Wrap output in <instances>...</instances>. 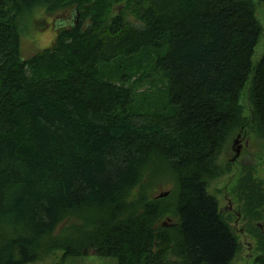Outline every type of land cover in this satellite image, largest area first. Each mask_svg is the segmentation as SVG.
<instances>
[{
    "label": "trees",
    "instance_id": "trees-1",
    "mask_svg": "<svg viewBox=\"0 0 264 264\" xmlns=\"http://www.w3.org/2000/svg\"><path fill=\"white\" fill-rule=\"evenodd\" d=\"M70 7L53 46L24 58L25 11ZM262 32L255 0H0V264L90 249L118 264H230L240 239L209 183L236 131L264 147ZM136 74L157 91L142 104ZM159 163L175 203L129 200ZM253 172L245 217L264 213ZM167 212L176 224L155 227Z\"/></svg>",
    "mask_w": 264,
    "mask_h": 264
},
{
    "label": "rangeland",
    "instance_id": "rangeland-1",
    "mask_svg": "<svg viewBox=\"0 0 264 264\" xmlns=\"http://www.w3.org/2000/svg\"><path fill=\"white\" fill-rule=\"evenodd\" d=\"M255 1L256 15L263 27L260 41L255 49V58L257 59L264 52V4L258 0ZM74 18L72 7L52 13L41 8L25 11L20 18L22 56L28 58L53 46L57 35V29L64 23H70ZM128 18L131 22L136 21L130 15ZM79 19L80 15L77 17L76 22H79ZM121 62L122 60L114 64L113 68L119 67ZM122 63L125 65V62ZM105 75L108 76L111 74L105 73ZM131 83L134 84L137 93L141 96L139 99L141 104L144 101L143 98L146 96V100H149L151 96L153 98L155 97L154 94L157 92L155 86H151L148 82L144 81L142 76L136 74L132 78ZM163 96L164 93H159L158 91V95L156 96L159 99L157 101L158 103L163 102ZM246 113L250 114L249 111ZM236 139H238L237 142L235 141ZM237 148H240L241 155L239 160L236 161L233 160V157L236 155ZM219 163L223 167V171L218 176L211 179L209 190L218 198L223 215L231 221L241 243L236 257L230 264H261L257 259L264 258V213L257 216L247 215L245 217L243 211L244 201L242 192L239 188L241 186V176L243 175L244 169L249 168V166L254 169L253 177L264 182V147H262L261 141L251 133L250 127L246 129L241 128L233 135L228 149L221 154ZM142 173V182L131 191L129 200L137 201L142 198L151 200L154 198L166 197L167 204L173 205L175 203L176 180L162 163L150 165L148 168H144ZM164 191H168V195L160 197L159 194ZM238 208L242 209V216H238L236 212ZM232 209L236 211L233 212ZM176 220L177 218L174 213L167 212L163 217L158 219L155 223V227L163 226L164 222H166L167 225L163 227H168L173 225ZM79 222L81 223L77 218L69 219L58 226L55 234L68 237L72 232V223L76 224ZM257 227H259L262 232L261 236L255 235L254 230L258 231ZM62 255V250L47 251L37 260L28 264H48L61 260L63 261ZM64 264H118V260L116 257L98 255L95 253V249H90V253L68 256L64 259Z\"/></svg>",
    "mask_w": 264,
    "mask_h": 264
},
{
    "label": "water",
    "instance_id": "water-1",
    "mask_svg": "<svg viewBox=\"0 0 264 264\" xmlns=\"http://www.w3.org/2000/svg\"><path fill=\"white\" fill-rule=\"evenodd\" d=\"M251 111H252V108H251ZM252 115H253V111H252ZM235 141L237 142L238 139H236ZM240 151H241L240 148H237V149H236V155H235V157L239 156ZM234 159H235V158H233V160H234ZM168 193H169L168 191H164V192L160 193L159 196H160V197H164V196L168 195ZM173 224H176V223H173ZM165 225H167L166 222L163 223V226H165Z\"/></svg>",
    "mask_w": 264,
    "mask_h": 264
},
{
    "label": "flooded vegetation",
    "instance_id": "flooded-vegetation-1",
    "mask_svg": "<svg viewBox=\"0 0 264 264\" xmlns=\"http://www.w3.org/2000/svg\"><path fill=\"white\" fill-rule=\"evenodd\" d=\"M241 152V151H240ZM240 155H241V153L239 154V156H237V157H233V158H235L234 160H239V158H240ZM233 210V212H235L236 210L235 209H232ZM241 211H242V209L241 208H238V210L236 211L237 212V214H238V216H242L241 215Z\"/></svg>",
    "mask_w": 264,
    "mask_h": 264
}]
</instances>
